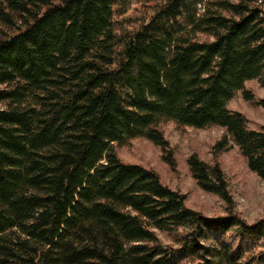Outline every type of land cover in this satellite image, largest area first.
I'll use <instances>...</instances> for the list:
<instances>
[{
  "label": "trees",
  "instance_id": "obj_1",
  "mask_svg": "<svg viewBox=\"0 0 264 264\" xmlns=\"http://www.w3.org/2000/svg\"><path fill=\"white\" fill-rule=\"evenodd\" d=\"M128 1L0 0V264H260L202 241L209 227L262 231L233 210L219 163L188 159L198 185L230 206L212 219L115 146L147 138L175 168L163 123L220 126L214 154L233 141L264 179V125L229 107L247 81L264 86L263 9L159 0L149 22L119 33Z\"/></svg>",
  "mask_w": 264,
  "mask_h": 264
},
{
  "label": "rangeland",
  "instance_id": "obj_2",
  "mask_svg": "<svg viewBox=\"0 0 264 264\" xmlns=\"http://www.w3.org/2000/svg\"><path fill=\"white\" fill-rule=\"evenodd\" d=\"M159 0H129L126 6L117 10L115 16L116 29L136 31L149 22ZM263 3L262 0H257ZM264 5V4H263ZM263 5H260L263 8ZM264 9V8H263ZM245 91L252 94L247 99ZM264 86L258 79L246 82L245 89L239 90L229 102L232 110L241 111L248 119L249 126L259 129L264 125ZM165 138L169 141L176 167L173 168L164 158L162 148L151 140L137 137L117 144L116 150L122 160L139 163L155 169L161 180L171 188L186 195L189 207L203 213L212 219H220L228 214L230 206L217 194L203 190L193 177L188 159L193 153L213 164L219 163L229 182L233 198V210L242 221L262 227L261 232L250 234L238 230L237 226L230 229L209 227L206 237L202 239L206 245H213L225 255L226 250L245 259L249 256L264 264V179L250 169L247 158L239 146L231 141L232 146L219 155L213 152L214 144L226 134V129L220 126L197 128L183 126L174 121L161 125ZM164 243L179 250L178 237L167 232H158ZM204 259L191 260L188 256H176L175 264H203ZM220 264H228L222 258Z\"/></svg>",
  "mask_w": 264,
  "mask_h": 264
},
{
  "label": "built area",
  "instance_id": "obj_3",
  "mask_svg": "<svg viewBox=\"0 0 264 264\" xmlns=\"http://www.w3.org/2000/svg\"><path fill=\"white\" fill-rule=\"evenodd\" d=\"M262 1H263V0H262ZM257 4H258V5H263V4H264V1H263V3H261V4L258 3V1H257ZM201 6H202V5L200 4V10H201ZM263 8H264V5H263Z\"/></svg>",
  "mask_w": 264,
  "mask_h": 264
},
{
  "label": "bare ground",
  "instance_id": "obj_4",
  "mask_svg": "<svg viewBox=\"0 0 264 264\" xmlns=\"http://www.w3.org/2000/svg\"><path fill=\"white\" fill-rule=\"evenodd\" d=\"M263 9V8H262ZM263 11H264V9H263Z\"/></svg>",
  "mask_w": 264,
  "mask_h": 264
}]
</instances>
